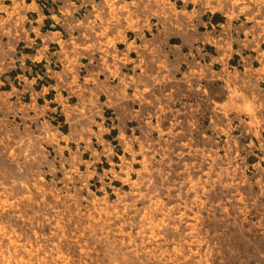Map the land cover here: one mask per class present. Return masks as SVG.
I'll use <instances>...</instances> for the list:
<instances>
[{"label": "rangeland", "instance_id": "1", "mask_svg": "<svg viewBox=\"0 0 264 264\" xmlns=\"http://www.w3.org/2000/svg\"><path fill=\"white\" fill-rule=\"evenodd\" d=\"M0 264H264V0H0Z\"/></svg>", "mask_w": 264, "mask_h": 264}, {"label": "crops", "instance_id": "2", "mask_svg": "<svg viewBox=\"0 0 264 264\" xmlns=\"http://www.w3.org/2000/svg\"><path fill=\"white\" fill-rule=\"evenodd\" d=\"M215 17H218V19H214L213 21H211L209 24H214V25H219V23L223 24V22L225 21V19L223 17H219V14L221 13H218V12H215Z\"/></svg>", "mask_w": 264, "mask_h": 264}]
</instances>
